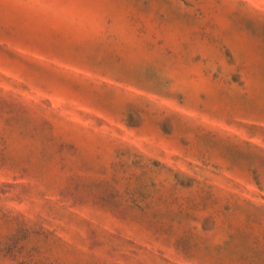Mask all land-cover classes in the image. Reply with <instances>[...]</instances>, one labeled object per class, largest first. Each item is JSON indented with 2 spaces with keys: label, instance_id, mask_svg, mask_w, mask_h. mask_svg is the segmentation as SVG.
<instances>
[{
  "label": "rangeland",
  "instance_id": "rangeland-1",
  "mask_svg": "<svg viewBox=\"0 0 264 264\" xmlns=\"http://www.w3.org/2000/svg\"><path fill=\"white\" fill-rule=\"evenodd\" d=\"M0 264H264V0H0Z\"/></svg>",
  "mask_w": 264,
  "mask_h": 264
}]
</instances>
